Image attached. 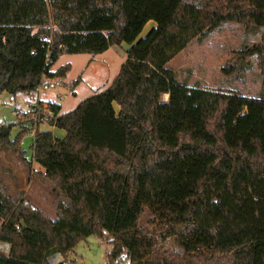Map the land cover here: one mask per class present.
<instances>
[{
  "label": "trees",
  "instance_id": "16d2710c",
  "mask_svg": "<svg viewBox=\"0 0 264 264\" xmlns=\"http://www.w3.org/2000/svg\"><path fill=\"white\" fill-rule=\"evenodd\" d=\"M225 21L262 28L224 71L254 60L264 84V0H0V93L65 77L69 63L51 70L64 53L131 44L106 89L64 113L45 102L63 135L37 130L40 110L23 112L13 138L0 125L1 150L33 158L58 191L51 218L0 184V239L11 243L0 264L54 253L77 264L90 235L107 240L106 264H264V85L258 96L208 89L167 66ZM33 130L29 157L20 140Z\"/></svg>",
  "mask_w": 264,
  "mask_h": 264
},
{
  "label": "rangeland",
  "instance_id": "374dc122",
  "mask_svg": "<svg viewBox=\"0 0 264 264\" xmlns=\"http://www.w3.org/2000/svg\"><path fill=\"white\" fill-rule=\"evenodd\" d=\"M153 25L154 21H149L138 38L145 36ZM261 34L262 28H252L241 22H222L210 29L204 37L193 38L168 61L167 66L175 71L179 81H185L189 85L197 84L208 89L258 96L264 84L261 69L254 60H250L249 65L241 70L226 73L224 68L234 63L237 51L245 44L258 42ZM130 46L131 44L122 42L113 44L98 54L64 53L53 63L51 70L69 63L65 77L44 80L46 85L43 84L40 91L31 94L20 92L13 98L7 91L0 93V125L12 124L10 136L15 137L19 132L17 122L27 120L21 115L28 108L26 104L32 105L38 98H41L42 110L45 109L43 103L47 101L59 104L61 112L74 109L82 100L111 84ZM77 79L78 82L75 83ZM35 110L34 108L31 111ZM16 111H19V114ZM40 113L43 112L40 110ZM33 117L35 115L30 118L37 125V130H52L48 121L40 120L37 123ZM52 132L59 136L64 134L63 130L57 127H54ZM33 137L34 130L25 133L20 140V146L29 157ZM0 184L8 187L14 200L23 198L49 217H56L58 191L33 158L26 162L11 149L0 148ZM150 218L151 215L145 212L140 218V224H146ZM170 247L180 249L173 244ZM108 248L107 240L90 235L77 243L72 257L77 264H106ZM61 257L63 260L62 255Z\"/></svg>",
  "mask_w": 264,
  "mask_h": 264
},
{
  "label": "built area",
  "instance_id": "2783aa9c",
  "mask_svg": "<svg viewBox=\"0 0 264 264\" xmlns=\"http://www.w3.org/2000/svg\"><path fill=\"white\" fill-rule=\"evenodd\" d=\"M46 39L47 38L44 37V40H46ZM43 84H44L43 81L40 82L35 87L34 92L40 91L41 86ZM44 85H46V83ZM164 96H166V98H164ZM168 97H169L168 93H164V94L161 95V100L166 101V100H168ZM26 105H27L28 108L25 111H27L29 108H32V109L35 108L36 110H41L43 112V115H41L40 113L35 114L34 118L37 121L41 120V121L47 122L49 119L54 117V113L49 108H47L45 103H43V105L45 106V109L44 110L41 109L42 108V103H41V100L39 98L32 105H28V104H26ZM16 113L19 114V111H16ZM21 115H23V113ZM50 126H54V125H50ZM16 227L19 228V225H17ZM10 248H11V243L10 242L0 239V255L7 256L9 254V252H10ZM56 257H59V258L53 261L52 259H54ZM48 261H49V264H57V263L61 262L62 261L61 254L60 253H54L53 255H51L48 258Z\"/></svg>",
  "mask_w": 264,
  "mask_h": 264
},
{
  "label": "crops",
  "instance_id": "0c3cea01",
  "mask_svg": "<svg viewBox=\"0 0 264 264\" xmlns=\"http://www.w3.org/2000/svg\"><path fill=\"white\" fill-rule=\"evenodd\" d=\"M63 55V54H62ZM61 56V55H60ZM59 56V57H60ZM15 96H13V98H14ZM41 99V98H40ZM60 106V105H59ZM61 109V108H60ZM60 113H64V112H61V110H60ZM51 128H52V130H53V128H54V126H50ZM45 129H48V128H44L43 130H45Z\"/></svg>",
  "mask_w": 264,
  "mask_h": 264
},
{
  "label": "bare ground",
  "instance_id": "6f19581e",
  "mask_svg": "<svg viewBox=\"0 0 264 264\" xmlns=\"http://www.w3.org/2000/svg\"><path fill=\"white\" fill-rule=\"evenodd\" d=\"M58 258H59V257H56V258H54V259H52V260L54 261V260H56V259H58ZM53 261H52V262H53Z\"/></svg>",
  "mask_w": 264,
  "mask_h": 264
},
{
  "label": "water",
  "instance_id": "95a60500",
  "mask_svg": "<svg viewBox=\"0 0 264 264\" xmlns=\"http://www.w3.org/2000/svg\"><path fill=\"white\" fill-rule=\"evenodd\" d=\"M22 224H23V222H22Z\"/></svg>",
  "mask_w": 264,
  "mask_h": 264
}]
</instances>
